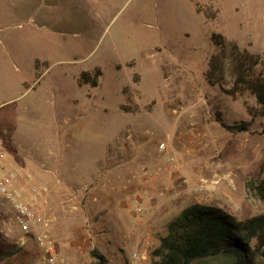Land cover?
Instances as JSON below:
<instances>
[{"label":"rangeland","instance_id":"rangeland-1","mask_svg":"<svg viewBox=\"0 0 264 264\" xmlns=\"http://www.w3.org/2000/svg\"><path fill=\"white\" fill-rule=\"evenodd\" d=\"M213 34L264 72V0H0V164L41 193L57 264H89L91 251L148 264L193 203L264 213L244 186L263 171L264 135L220 125L248 121L254 99L205 80ZM97 71L95 88L81 83ZM5 253L0 264H39L33 240L0 239Z\"/></svg>","mask_w":264,"mask_h":264},{"label":"trees","instance_id":"trees-1","mask_svg":"<svg viewBox=\"0 0 264 264\" xmlns=\"http://www.w3.org/2000/svg\"><path fill=\"white\" fill-rule=\"evenodd\" d=\"M203 14L213 17V13ZM211 42L216 52L208 58L207 83L230 97L248 91L255 103L248 110V121H221V127L231 134L264 135V72L253 74L254 67L262 64L260 56L239 49L221 34H213ZM99 75V71L82 72L81 83L95 88ZM256 118L260 123L254 130L252 123ZM244 186L246 193L264 202V168ZM9 255L5 253L0 261ZM89 257V264H107L97 251H91ZM212 260L221 261L220 264H264V213L238 219L218 206L188 205L167 222L166 232L150 252L148 264H204Z\"/></svg>","mask_w":264,"mask_h":264},{"label":"built area","instance_id":"built-area-1","mask_svg":"<svg viewBox=\"0 0 264 264\" xmlns=\"http://www.w3.org/2000/svg\"><path fill=\"white\" fill-rule=\"evenodd\" d=\"M177 182L185 180L177 177ZM40 194L18 173L4 170L0 164V239L20 247L33 240L39 264H57L55 243L47 231L51 220L33 205L34 197Z\"/></svg>","mask_w":264,"mask_h":264},{"label":"crops","instance_id":"crops-1","mask_svg":"<svg viewBox=\"0 0 264 264\" xmlns=\"http://www.w3.org/2000/svg\"><path fill=\"white\" fill-rule=\"evenodd\" d=\"M231 6H232L231 4H228L226 6V9L225 10L227 11V13H224V15H225V18L224 19H225L226 24L227 25H230V28H231L230 32L233 33L234 36L236 37L237 34H238V31H239V29H237L238 28V16L237 15L234 16L233 13H235V12L232 11L233 9L236 8V6L233 5L234 8H232ZM225 10H224V12H225ZM230 39L231 40H236V38L235 39L230 38Z\"/></svg>","mask_w":264,"mask_h":264}]
</instances>
